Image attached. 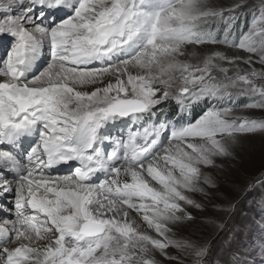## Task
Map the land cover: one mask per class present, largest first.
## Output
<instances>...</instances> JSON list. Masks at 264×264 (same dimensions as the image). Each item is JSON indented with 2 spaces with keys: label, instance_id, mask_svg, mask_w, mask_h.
Listing matches in <instances>:
<instances>
[{
  "label": "snow or ice",
  "instance_id": "obj_1",
  "mask_svg": "<svg viewBox=\"0 0 264 264\" xmlns=\"http://www.w3.org/2000/svg\"><path fill=\"white\" fill-rule=\"evenodd\" d=\"M0 40V264H264L214 243L264 203L225 171L264 134V0H0Z\"/></svg>",
  "mask_w": 264,
  "mask_h": 264
},
{
  "label": "rangeland",
  "instance_id": "obj_2",
  "mask_svg": "<svg viewBox=\"0 0 264 264\" xmlns=\"http://www.w3.org/2000/svg\"><path fill=\"white\" fill-rule=\"evenodd\" d=\"M5 43L0 40V52ZM165 110H168L167 106ZM225 171L234 181L229 184L234 189L264 173V134L257 133L244 139L237 149L236 159L225 162ZM228 228L230 231L221 232L214 242L219 256L225 260H229L233 254L250 251L264 239V203L260 202L258 194L254 199L249 197L238 203ZM181 234L201 238L205 230L199 224H193L182 229Z\"/></svg>",
  "mask_w": 264,
  "mask_h": 264
}]
</instances>
